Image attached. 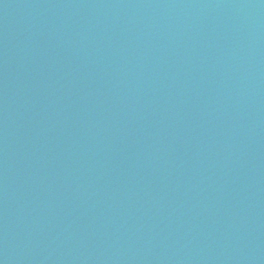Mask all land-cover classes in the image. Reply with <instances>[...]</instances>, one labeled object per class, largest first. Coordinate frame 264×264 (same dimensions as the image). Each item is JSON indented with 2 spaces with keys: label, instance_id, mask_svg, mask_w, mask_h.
Here are the masks:
<instances>
[{
  "label": "water",
  "instance_id": "obj_1",
  "mask_svg": "<svg viewBox=\"0 0 264 264\" xmlns=\"http://www.w3.org/2000/svg\"><path fill=\"white\" fill-rule=\"evenodd\" d=\"M0 264H264V0H0Z\"/></svg>",
  "mask_w": 264,
  "mask_h": 264
}]
</instances>
